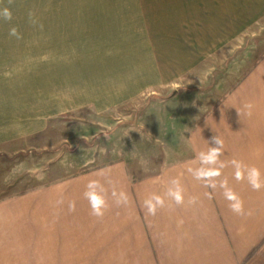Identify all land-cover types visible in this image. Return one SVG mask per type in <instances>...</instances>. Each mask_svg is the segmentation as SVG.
<instances>
[{"label": "crops", "instance_id": "0c3cea01", "mask_svg": "<svg viewBox=\"0 0 264 264\" xmlns=\"http://www.w3.org/2000/svg\"><path fill=\"white\" fill-rule=\"evenodd\" d=\"M4 7L12 19L0 18L1 156L35 151L34 170L51 166V117L71 112L137 110L171 95H201L202 109L185 157L155 174L136 177L127 155L112 150L65 176L58 150L53 180L14 184L6 197L10 185L0 186V264H264V188L237 181L232 165L254 166L264 181V0H0ZM215 135L225 167L212 189L188 168L200 166ZM175 178L182 205L165 196ZM225 178L245 215L230 210ZM91 180L106 190L102 218L84 196ZM113 191L128 203L118 206ZM153 194L165 199L154 216L143 206Z\"/></svg>", "mask_w": 264, "mask_h": 264}, {"label": "rangeland", "instance_id": "374dc122", "mask_svg": "<svg viewBox=\"0 0 264 264\" xmlns=\"http://www.w3.org/2000/svg\"><path fill=\"white\" fill-rule=\"evenodd\" d=\"M222 74L219 71L216 77ZM200 97H164L151 101L138 115L136 109L116 107L100 114L81 110L51 117L50 150L45 151L50 153L49 163L52 166L56 162L52 160L56 155L53 152L62 151L59 171L67 176L106 162L105 156L101 158L99 154L103 151L121 150L136 177L155 174L187 154V136L200 116L197 110L202 109ZM28 155H0V186L10 185L3 197L16 193L15 188L22 184L33 187L53 180L51 166L34 170L37 159L31 158L34 154ZM14 184L18 187L13 188Z\"/></svg>", "mask_w": 264, "mask_h": 264}, {"label": "clouds", "instance_id": "9594fccd", "mask_svg": "<svg viewBox=\"0 0 264 264\" xmlns=\"http://www.w3.org/2000/svg\"><path fill=\"white\" fill-rule=\"evenodd\" d=\"M11 3V0H9ZM29 20L35 25L37 21L34 19V13H28ZM0 18L6 21L12 19V12L8 7L0 9ZM43 26L41 25V28ZM9 35L20 39L21 36L17 28L13 27L9 31ZM254 105L251 102L245 103L244 108L247 110V115H252V109ZM212 147H209L206 152L201 151L197 156L200 166L197 168H188V171L196 180H202L205 182V186L216 189L217 182L216 178L222 175L221 169L225 167L224 163L219 160V157L223 154V140L218 136H213L211 141ZM232 165L235 168L234 178L237 181L247 179L248 183L251 185L253 190H260L264 188V181L261 180L260 170L256 167H248L243 165L241 162L233 160ZM219 187L224 189V198L229 201V208L232 212L237 215H245L244 203L241 198L231 189L228 188V181L225 178L223 181L219 182ZM86 191L84 193L85 198L88 200L91 215L97 218H102L105 210L108 207L106 199V190L104 186L98 180H91L86 185ZM112 196L115 198V203L119 205H126L128 203V197L123 191L117 193L112 192ZM165 196L170 198L176 205L184 204V189L181 186L179 178L172 179L170 185L167 188ZM190 204L196 202V198L192 197L188 201ZM58 204L63 203V201H57ZM144 208L147 210L148 215H155L158 208H163L165 206V199L161 195L153 194L149 198L145 199L143 202ZM69 210H75V203L69 205ZM249 215L251 213H248ZM183 220H179L178 224H182Z\"/></svg>", "mask_w": 264, "mask_h": 264}, {"label": "trees", "instance_id": "16d2710c", "mask_svg": "<svg viewBox=\"0 0 264 264\" xmlns=\"http://www.w3.org/2000/svg\"><path fill=\"white\" fill-rule=\"evenodd\" d=\"M209 87H211V85H210ZM191 90H192V89H181V91H183V92H189V91H191ZM149 100H150V99H149ZM147 104H148V101H146L144 105H142L141 107H139V108L136 110V114L138 115L142 110H144V109L146 108ZM28 154H34V155H36L37 153H36V152L19 153L18 155L14 156V157H12V158H15V157H17V156H21V155H28ZM6 158H8V157H6Z\"/></svg>", "mask_w": 264, "mask_h": 264}]
</instances>
